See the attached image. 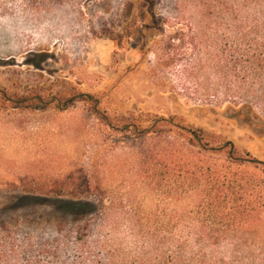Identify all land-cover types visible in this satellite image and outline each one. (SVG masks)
<instances>
[{"label":"rangeland","instance_id":"1","mask_svg":"<svg viewBox=\"0 0 264 264\" xmlns=\"http://www.w3.org/2000/svg\"><path fill=\"white\" fill-rule=\"evenodd\" d=\"M209 16L197 0L0 12V230L10 227L39 247L60 226L103 218L101 200L115 218L184 211L190 220L207 219L208 205L190 185L175 192L170 176V143L182 128L210 145L229 140L249 159L232 169L249 191L235 195L223 217L234 232L222 233L233 236L212 253L222 264H264V130L229 110L251 101L264 118V103L249 92V25L219 30ZM177 34L182 42L169 52L183 56L169 60L165 48ZM125 125L133 127L118 131ZM134 125L149 133L136 134ZM83 170L95 188L88 197L23 191L21 179L36 187ZM87 207L93 214L81 215ZM118 231L139 251L128 224Z\"/></svg>","mask_w":264,"mask_h":264},{"label":"trees","instance_id":"2","mask_svg":"<svg viewBox=\"0 0 264 264\" xmlns=\"http://www.w3.org/2000/svg\"><path fill=\"white\" fill-rule=\"evenodd\" d=\"M101 1L0 0V12L6 13L11 8L41 12L58 7L81 9L88 2ZM197 2L199 7L210 12L208 25L219 30L234 29V25L239 30V25H249V92L255 93L258 100L264 103V0ZM240 32L233 33L242 36ZM196 39L197 36L192 39L195 44ZM176 40L182 42L177 34L165 48L169 60L171 57L176 59L183 56L169 52ZM219 48L221 47L216 46V49ZM223 52L224 50L216 52L220 54V64L229 61L224 56L220 58ZM229 110L237 118L241 117L243 123L249 124V127L264 130V118L256 113L251 101L248 105H242L238 109L230 107ZM132 127L125 125L118 131L129 132ZM134 130L138 135L149 133L139 125H134ZM157 133L158 136L162 134L160 131ZM253 133L256 134L255 131ZM170 147V176L174 181L175 192L181 194L180 189L190 185L192 196L200 198L203 204L208 205L207 219L196 217L190 220L182 210H179L182 215L164 219L115 218L111 215L115 208L104 205L101 200L103 218L90 219L75 227H69L67 231L60 226L56 229V237L43 242L39 247L33 246L32 239H20L19 235L12 233L10 227L3 226V230H0V264H222L212 251L233 236L225 235L222 230L229 228L230 232H234L230 225L233 221H225L223 217L230 216L235 195L249 192L247 185L243 183L244 179L237 177L232 169L235 166L245 167L249 159L241 158L236 146L229 140L216 146L210 145L204 142V138H197L182 128L173 134ZM251 163L261 162L255 159ZM21 180L23 191L33 194L81 199L90 196L95 190L89 174L84 170L72 173L64 179L54 180L50 184H37L36 187H33V182ZM83 211L81 215L84 216L93 214L89 207ZM122 222L130 228L129 243L136 245L139 251H135L133 246L128 247L126 239L118 236V226ZM239 226L236 224L234 228Z\"/></svg>","mask_w":264,"mask_h":264}]
</instances>
